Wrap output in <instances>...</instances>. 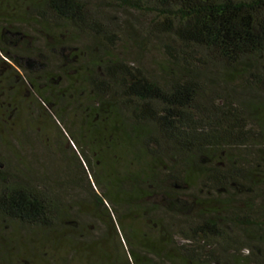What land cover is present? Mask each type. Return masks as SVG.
I'll use <instances>...</instances> for the list:
<instances>
[{
    "label": "trees",
    "instance_id": "trees-1",
    "mask_svg": "<svg viewBox=\"0 0 264 264\" xmlns=\"http://www.w3.org/2000/svg\"><path fill=\"white\" fill-rule=\"evenodd\" d=\"M102 2L153 17L145 40L130 28L139 46L178 43L160 72L114 55L92 0H0L3 87L56 125L61 163L26 115L19 173L0 161L2 228L67 232L82 264H264V0Z\"/></svg>",
    "mask_w": 264,
    "mask_h": 264
},
{
    "label": "rangeland",
    "instance_id": "rangeland-1",
    "mask_svg": "<svg viewBox=\"0 0 264 264\" xmlns=\"http://www.w3.org/2000/svg\"><path fill=\"white\" fill-rule=\"evenodd\" d=\"M100 4L103 5L102 8L98 7ZM91 9L92 15L102 24H106L109 20L118 25L113 30L118 37L114 55L123 57L135 67H144L154 73L160 72V69L169 63L168 46L174 50L173 46L177 47L178 45L172 38L169 39L165 36L159 40L152 37L146 45L139 46L137 40L129 34L130 28H135L141 39L145 40L146 32L150 29L151 21H153L152 16H144L136 12H123L118 8L113 9L107 7L102 0H92ZM67 34L74 38L73 46L80 52H84L82 54L84 58H88L89 53L86 48L93 47L92 40L73 30ZM56 35L59 36V33L56 32ZM171 48L170 50H172ZM2 77H4V81L0 79V92L3 93V96L0 97V102L8 96H13L18 100L16 103L18 108L12 117H9V114H6L8 112L4 113V110L0 108V161H6L14 169L13 171L16 170L19 173V140L21 139L19 136L22 133L36 136L35 131L26 127L28 124L26 115H30L31 119H34L33 122L29 118L33 122V126L40 128L38 132L41 137H36L34 140L36 141L34 145L40 146L38 148H40V155L43 157H40V160L43 165L47 162L46 164L50 167L60 168L61 163L51 148L59 134L56 125L43 112L37 111V108L32 104L29 107H27V103L21 105V109L27 107V110L22 111L21 118L19 116V95L14 89L3 87L7 80L4 69L0 70V78ZM1 87L3 88L1 89ZM0 167L3 168L2 163ZM7 224L6 228H2L5 223L0 221V264H82L78 255H74L67 246L65 241L67 232L61 231V234L60 232L54 233L22 227L15 223ZM243 255H248V253L243 252Z\"/></svg>",
    "mask_w": 264,
    "mask_h": 264
}]
</instances>
